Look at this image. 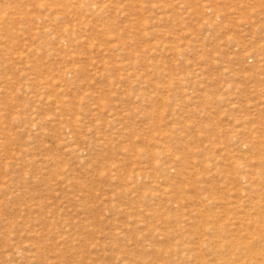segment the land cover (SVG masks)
Masks as SVG:
<instances>
[{
	"label": "rangeland",
	"instance_id": "rangeland-1",
	"mask_svg": "<svg viewBox=\"0 0 264 264\" xmlns=\"http://www.w3.org/2000/svg\"><path fill=\"white\" fill-rule=\"evenodd\" d=\"M206 219L264 237V0H0V264Z\"/></svg>",
	"mask_w": 264,
	"mask_h": 264
},
{
	"label": "bare ground",
	"instance_id": "bare-ground-1",
	"mask_svg": "<svg viewBox=\"0 0 264 264\" xmlns=\"http://www.w3.org/2000/svg\"><path fill=\"white\" fill-rule=\"evenodd\" d=\"M163 198L157 195L149 197L158 202ZM159 204L156 203V207L150 208L152 213H148L147 216L151 219L162 218L156 212V209L158 211L160 208ZM145 206L143 204V207ZM146 210L149 211V208H143L141 211L144 213ZM177 222V227H174L170 225L171 222L164 220V228L158 231L163 239H175V243L169 248L153 244L148 249L143 248V256L137 264H264L263 236H249L241 232L236 225L207 219L201 225L187 220ZM190 223L192 225H189ZM241 229L247 230L248 226H242ZM155 230L154 228L153 234L156 233ZM189 234H199V254L196 248L185 245L184 242ZM147 252L153 254V261L148 259V256H144Z\"/></svg>",
	"mask_w": 264,
	"mask_h": 264
}]
</instances>
